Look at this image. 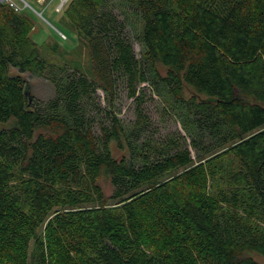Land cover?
<instances>
[{"label": "trees", "instance_id": "1", "mask_svg": "<svg viewBox=\"0 0 264 264\" xmlns=\"http://www.w3.org/2000/svg\"><path fill=\"white\" fill-rule=\"evenodd\" d=\"M107 1H66L91 79L75 70L44 110L20 75L54 64L32 42L24 9L0 1V124L12 122L0 127V264H258L244 253L264 258V0H121L139 15L146 63L166 69L169 96L194 130L227 146L197 163L172 137L128 143L129 157L115 160L109 144L123 129L111 113L94 133L89 91L112 103L121 80L138 104L148 80ZM184 86L204 98L185 100ZM142 122L137 106L132 130Z\"/></svg>", "mask_w": 264, "mask_h": 264}, {"label": "rangeland", "instance_id": "2", "mask_svg": "<svg viewBox=\"0 0 264 264\" xmlns=\"http://www.w3.org/2000/svg\"><path fill=\"white\" fill-rule=\"evenodd\" d=\"M31 20L33 29L30 38L34 44L43 48L42 52L51 63L54 64L52 71H47L43 76H33L27 73L21 74L26 83V90L32 103L39 110H44L46 105L56 94V83L65 82L78 77L74 71L78 70L87 78L91 79L89 52L86 40L80 36L67 22L64 16V5L62 0H11ZM67 1V0H66ZM25 4V5H24ZM27 4V6H26ZM61 5V7H60ZM60 7V8H59ZM59 9V10H58ZM58 10V11H57ZM106 12L111 13L119 32L132 46L135 58L139 63H145V75L147 82L138 84V94L141 102L133 101L128 96L125 83L117 81L116 92L113 102L109 103L103 91L97 89L89 91L86 103L83 104V112L86 117L92 119V128L99 135L100 125L108 126L110 113L117 117L123 129L120 141H111L109 150L115 160L128 158V143L133 147L140 148L145 140L151 144L160 143L166 137L178 140L190 150L191 157L195 163L203 162L225 150L213 137L201 129L194 130L191 118L186 111L167 93L166 88L160 81L166 74V69L159 63L149 64L145 56L139 36L141 31V20L134 10L121 0H108L104 6ZM19 11V12H21ZM60 34L65 36L62 39ZM10 75H17V70L11 68ZM182 96L185 100L191 97L203 99L188 86L183 87ZM249 103H259L253 98L246 99ZM260 104V103H259ZM143 115V122L138 126V132L132 127L136 120V107ZM12 122L0 124V127H10ZM50 134L47 129L37 128L34 132ZM181 171L175 170L163 177L164 179L175 176ZM98 184L104 197H109L112 192L110 185V173L107 168H102ZM33 244H30V252ZM244 256L252 258L258 264H264V258L253 252H246Z\"/></svg>", "mask_w": 264, "mask_h": 264}, {"label": "built area", "instance_id": "3", "mask_svg": "<svg viewBox=\"0 0 264 264\" xmlns=\"http://www.w3.org/2000/svg\"><path fill=\"white\" fill-rule=\"evenodd\" d=\"M0 1H1V2H6V3H8L9 6L12 7L16 12L21 11V8H19V7L17 6V4L14 3V2H12L11 0H0ZM50 1H53V0H50ZM61 4H62V2H61ZM24 5H25V4H24ZM60 7H61V5H60ZM60 7H59V8H60ZM58 10H59V9H58ZM58 10H57V11H58ZM60 36H61L62 39H65V36H64V35L60 34Z\"/></svg>", "mask_w": 264, "mask_h": 264}, {"label": "water", "instance_id": "4", "mask_svg": "<svg viewBox=\"0 0 264 264\" xmlns=\"http://www.w3.org/2000/svg\"><path fill=\"white\" fill-rule=\"evenodd\" d=\"M61 2H62V3H63V2H66V0H62ZM26 6H27V4H26Z\"/></svg>", "mask_w": 264, "mask_h": 264}]
</instances>
